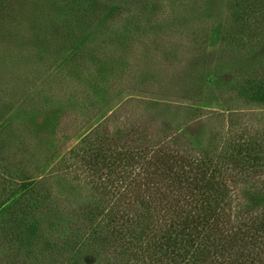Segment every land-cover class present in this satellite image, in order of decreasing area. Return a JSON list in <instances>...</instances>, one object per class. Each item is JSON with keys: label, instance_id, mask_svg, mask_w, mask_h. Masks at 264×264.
Segmentation results:
<instances>
[{"label": "rangeland", "instance_id": "1", "mask_svg": "<svg viewBox=\"0 0 264 264\" xmlns=\"http://www.w3.org/2000/svg\"><path fill=\"white\" fill-rule=\"evenodd\" d=\"M70 1L0 0V264L140 263L111 234L90 236L115 195L70 151L95 124L178 128L217 151L244 127L264 131V107L235 84L261 52L238 0ZM253 185L234 184L246 206ZM29 193L30 227L10 214Z\"/></svg>", "mask_w": 264, "mask_h": 264}, {"label": "trees", "instance_id": "2", "mask_svg": "<svg viewBox=\"0 0 264 264\" xmlns=\"http://www.w3.org/2000/svg\"><path fill=\"white\" fill-rule=\"evenodd\" d=\"M87 1L84 7L92 8ZM236 6L238 14L250 15L240 25L243 32L252 30L248 40L261 52L243 60L235 84L240 96L264 107V0H238ZM116 8L111 5L109 11ZM251 128L235 132L217 151L196 147L178 128L131 125L108 132L95 124L70 151L115 195L113 208L97 209L102 220L92 223L90 236L105 239L111 234L114 244L133 247L138 255L134 250L129 255L140 263L145 259L142 264H264V131ZM237 182L256 185L260 198L254 205L241 202ZM30 200L36 199L24 195L23 207L10 211L23 225L28 223L21 218H30L27 210H34ZM151 217L157 218V232L145 223Z\"/></svg>", "mask_w": 264, "mask_h": 264}]
</instances>
